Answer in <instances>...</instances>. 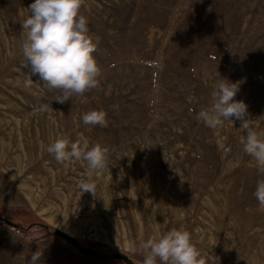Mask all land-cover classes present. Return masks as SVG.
Masks as SVG:
<instances>
[{"label": "rangeland", "instance_id": "1", "mask_svg": "<svg viewBox=\"0 0 264 264\" xmlns=\"http://www.w3.org/2000/svg\"><path fill=\"white\" fill-rule=\"evenodd\" d=\"M33 2L0 0V264H28L37 250L40 264H125L81 254L56 230L143 264L142 242L181 228L204 264H264L253 195L264 176L242 151L241 122L213 130L195 118L225 79L264 131V0H83L102 74L63 104L38 75L17 84L30 72L22 24ZM90 110L105 111L107 126L84 125ZM80 136L107 149L90 177L85 161L46 151Z\"/></svg>", "mask_w": 264, "mask_h": 264}, {"label": "clouds", "instance_id": "2", "mask_svg": "<svg viewBox=\"0 0 264 264\" xmlns=\"http://www.w3.org/2000/svg\"><path fill=\"white\" fill-rule=\"evenodd\" d=\"M82 3L83 0H34L30 4V15L22 24L26 32L22 43L26 61L23 66H30V72L26 74L28 79L17 81V84L30 88L31 77L38 75L43 84L56 92L53 100L61 104L99 87L102 73L94 56L99 41L94 42L89 35L88 21L80 11ZM213 87L211 106L200 110L196 120L213 130L222 128L225 121L239 120L240 129L246 133L242 151L256 162L260 175L264 176V131L252 130L247 105L234 99L239 83L222 79ZM82 122L88 126L106 127V113L90 110L83 114ZM46 151L58 163L85 161L89 177L107 166V149L99 144L90 147L89 141L82 136L75 141L58 138L47 146ZM79 187L82 193L95 195L93 183L82 181ZM253 195L264 207V179L257 180ZM139 250L143 264H204L190 233L183 228L150 237L139 245ZM132 251L137 252V248L133 247ZM41 257L42 253L37 250L28 264H40Z\"/></svg>", "mask_w": 264, "mask_h": 264}, {"label": "water", "instance_id": "3", "mask_svg": "<svg viewBox=\"0 0 264 264\" xmlns=\"http://www.w3.org/2000/svg\"><path fill=\"white\" fill-rule=\"evenodd\" d=\"M6 223L9 225L15 226V227H19L17 224H14V223L9 222V221H6ZM44 227L47 228L46 226H44ZM53 234L60 236L61 238H63L64 240H66L67 242L72 244L81 254L89 255L91 257L101 259V260L116 258V259L123 261L125 264H134V262L130 259V257L123 254V253L116 252V253H111L108 255H103V254L96 252L92 248L83 247L75 238H73L70 235H67V234H65L59 230H56Z\"/></svg>", "mask_w": 264, "mask_h": 264}]
</instances>
